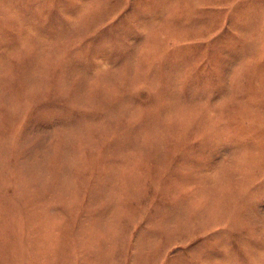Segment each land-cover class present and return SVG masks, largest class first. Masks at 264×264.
I'll list each match as a JSON object with an SVG mask.
<instances>
[{
    "label": "rangeland",
    "instance_id": "obj_1",
    "mask_svg": "<svg viewBox=\"0 0 264 264\" xmlns=\"http://www.w3.org/2000/svg\"><path fill=\"white\" fill-rule=\"evenodd\" d=\"M0 264H264V0H0Z\"/></svg>",
    "mask_w": 264,
    "mask_h": 264
}]
</instances>
